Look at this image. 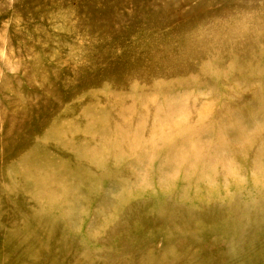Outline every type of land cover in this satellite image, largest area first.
Here are the masks:
<instances>
[{
  "label": "rangeland",
  "instance_id": "1",
  "mask_svg": "<svg viewBox=\"0 0 264 264\" xmlns=\"http://www.w3.org/2000/svg\"><path fill=\"white\" fill-rule=\"evenodd\" d=\"M0 264H264V0H0Z\"/></svg>",
  "mask_w": 264,
  "mask_h": 264
}]
</instances>
